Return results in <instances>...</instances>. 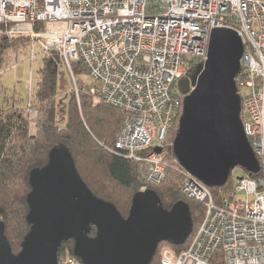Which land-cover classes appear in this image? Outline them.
Instances as JSON below:
<instances>
[{
	"label": "built area",
	"instance_id": "built-area-1",
	"mask_svg": "<svg viewBox=\"0 0 264 264\" xmlns=\"http://www.w3.org/2000/svg\"><path fill=\"white\" fill-rule=\"evenodd\" d=\"M215 29L235 31L244 44L241 118L263 176L238 178L217 194L182 167V193L203 203L205 215L188 247L163 249L159 264H264V0H0V42L26 39L56 51L74 81L72 64L82 62L98 84L90 95L124 114L109 151L137 162L153 186L165 177L167 141L183 109L178 84L207 61Z\"/></svg>",
	"mask_w": 264,
	"mask_h": 264
},
{
	"label": "water",
	"instance_id": "water-1",
	"mask_svg": "<svg viewBox=\"0 0 264 264\" xmlns=\"http://www.w3.org/2000/svg\"><path fill=\"white\" fill-rule=\"evenodd\" d=\"M244 50L235 31L213 30L207 61L178 84L184 104L174 154L210 188L224 187L237 167L250 176L261 169L241 118L236 79ZM51 55L60 61L56 51ZM29 182L30 230L15 254L0 222V264H59V248L68 241L82 264H151L162 242L183 246L193 232L188 204L167 210L153 190L137 193L129 216L123 217L113 203L94 195L63 145L51 150L44 167L31 171Z\"/></svg>",
	"mask_w": 264,
	"mask_h": 264
},
{
	"label": "trees",
	"instance_id": "trees-1",
	"mask_svg": "<svg viewBox=\"0 0 264 264\" xmlns=\"http://www.w3.org/2000/svg\"><path fill=\"white\" fill-rule=\"evenodd\" d=\"M32 43L28 40H3L0 42V69L8 65L11 53L29 51ZM61 61L47 55L39 71L38 85L32 93V108L38 112L33 128L28 104L21 106V100L3 98L0 87V222L5 223V234L15 254L21 251V244L30 230L27 223L29 207L27 196L31 192L30 173L44 167L49 160V153L55 146L63 145L71 153L77 170L95 196L113 203L127 218L134 196L142 188L155 191L163 207L172 209L177 203L188 204L193 220V234L204 218L205 209L201 202L187 198L181 190L184 170L175 157L172 144L178 133L179 112L174 127L167 141L166 174L159 185H149L139 174L138 163L111 153L115 148L117 134L121 129L123 112L119 109L96 101L83 88L78 74H88L82 62L72 64L78 93L71 94L68 102L60 103L56 97L60 90L58 68ZM196 66L191 70L194 74ZM243 72L238 76L241 77ZM239 88V85H238ZM78 97V98H77ZM254 180L263 176L262 171L249 175ZM232 173L227 185L221 190L212 188L214 193L230 189ZM92 229L91 236H95ZM191 238L183 246L162 242L151 264H159L161 252L169 248L177 253L186 249ZM73 241L65 242L58 251L59 264H82L74 256Z\"/></svg>",
	"mask_w": 264,
	"mask_h": 264
},
{
	"label": "rangeland",
	"instance_id": "rangeland-1",
	"mask_svg": "<svg viewBox=\"0 0 264 264\" xmlns=\"http://www.w3.org/2000/svg\"><path fill=\"white\" fill-rule=\"evenodd\" d=\"M28 41L32 43L29 51L25 54L19 53L17 57L15 54L11 53L12 57L8 65L0 69V87L3 89V98L12 99L13 97H16L22 101V107L27 106L30 100V95H32V93L34 94L37 90L39 71L48 55L44 53L43 49L37 42L33 43L31 40ZM32 54L35 55L34 60H31ZM14 56L17 58V68H12ZM195 63L199 64L200 60H195ZM58 70L60 75V78L58 79L60 90L56 100L62 104L64 102H68L69 96H71V94H75L76 96L78 95L76 93V83L71 72L63 65H60ZM78 80L80 85L86 89L98 86L96 81L91 79L88 74H78ZM247 93V90L244 89L243 94L246 95ZM246 176L247 173L245 170L237 167L232 172L231 181L234 185L238 178ZM203 219L204 218L201 217L200 221Z\"/></svg>",
	"mask_w": 264,
	"mask_h": 264
},
{
	"label": "flooded vegetation",
	"instance_id": "flooded-vegetation-1",
	"mask_svg": "<svg viewBox=\"0 0 264 264\" xmlns=\"http://www.w3.org/2000/svg\"><path fill=\"white\" fill-rule=\"evenodd\" d=\"M192 75H193V74H190L189 77L192 76Z\"/></svg>",
	"mask_w": 264,
	"mask_h": 264
}]
</instances>
